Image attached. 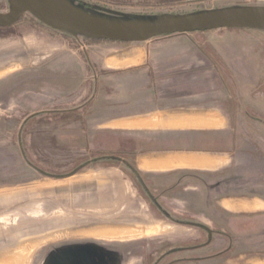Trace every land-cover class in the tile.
<instances>
[{"label": "rangeland", "instance_id": "1", "mask_svg": "<svg viewBox=\"0 0 264 264\" xmlns=\"http://www.w3.org/2000/svg\"><path fill=\"white\" fill-rule=\"evenodd\" d=\"M69 1L118 22L264 7V0ZM9 10V1L0 0V13ZM161 38L149 43L101 45L149 51L152 69L186 70L196 65L193 74L200 76L196 80L202 88L209 87L213 77L214 91L228 93L224 106L234 117L240 116L235 113L238 111L252 122V139L254 135L264 139V32L216 30ZM91 41L51 29L30 13L15 26L0 29V264H53L56 255L70 248L88 250L90 264H139L141 259L158 264L169 251L177 254L166 258L168 262L184 256H207L202 263L187 260L173 264H252L264 260V231L261 236L243 237L219 258L210 256L223 251L226 243H220L221 250L178 253L181 248L205 243L206 235L199 237L163 218L151 205L146 186L124 165L93 161L82 168L100 157L86 156L82 131L78 140L68 139L74 125L83 127L82 114L47 112L25 124L28 116L46 110L40 104L53 96L47 82L38 86L43 95L34 86L41 70L49 74L51 60L58 54L74 56ZM189 77L181 79L185 83ZM64 78H60L61 83ZM260 193L264 195V190ZM225 207L259 211L247 205Z\"/></svg>", "mask_w": 264, "mask_h": 264}, {"label": "crops", "instance_id": "2", "mask_svg": "<svg viewBox=\"0 0 264 264\" xmlns=\"http://www.w3.org/2000/svg\"><path fill=\"white\" fill-rule=\"evenodd\" d=\"M102 43L125 44L91 41L74 56L58 54L51 60L50 73L70 81L57 83V93L40 104L46 110L32 116L49 111L82 114L83 127L74 125L67 135L78 140L82 131L86 156L100 154L88 164L130 165L150 191L151 205L180 228L203 237L199 224L225 231L221 221L232 217L235 236H261L264 146L260 147L264 139L259 135L252 139V122L238 111L235 113L240 116L234 117L224 106L228 93L214 91L213 77L210 86L202 88L196 80L200 76L193 74L196 65L186 70L152 69L149 51H123ZM46 72L41 70L42 82ZM188 76L184 83L181 78ZM40 93L43 95L44 90ZM225 204L247 205L259 211L230 210ZM180 220L199 223L184 226ZM82 249L70 248L54 259ZM143 261L139 264L146 263ZM255 263L264 264V260Z\"/></svg>", "mask_w": 264, "mask_h": 264}, {"label": "water", "instance_id": "3", "mask_svg": "<svg viewBox=\"0 0 264 264\" xmlns=\"http://www.w3.org/2000/svg\"><path fill=\"white\" fill-rule=\"evenodd\" d=\"M8 1L10 10L0 13V29L15 26L30 13L51 29L95 41L144 43L159 37L216 30L264 32V7H241L188 16H161L151 21L118 22L93 15L69 0Z\"/></svg>", "mask_w": 264, "mask_h": 264}, {"label": "flooded vegetation", "instance_id": "4", "mask_svg": "<svg viewBox=\"0 0 264 264\" xmlns=\"http://www.w3.org/2000/svg\"><path fill=\"white\" fill-rule=\"evenodd\" d=\"M50 74V75H49ZM46 74V78H45V83L47 82L50 86V88L52 89L53 91V94L57 91H58V84L57 83H60L61 80L60 78L62 77H59L57 74ZM39 78V81L36 79L35 80V84L34 86L38 88L37 92L41 91L42 88L38 87L40 84H43L44 82H42V80L40 79V76L38 77ZM63 80L65 81H70V79H67V78H64ZM51 83V84H50ZM63 83V82H62ZM22 87V85L20 86ZM66 87V86H65ZM66 89H68L66 87ZM40 93V92H39ZM50 113L51 115H59L58 112L56 111H51V112H48ZM61 115H67V113H60ZM69 115V114H68ZM34 117L36 116H28L25 120V124L30 121L31 119H33ZM97 140V139H96ZM96 143V142H95ZM124 166L137 178V180L143 184V181L142 179L140 178V176L138 174H136L134 172V170L132 169V167L130 165H128L127 163L124 164ZM144 185V184H143ZM145 191L147 192V194L149 195L150 197V191L145 188ZM235 218H227V219H222L221 221V224L222 226H224L225 228V231L224 230H221V229H213V228H209V227H205V225H200V231L202 233H204L206 235V239L207 241L205 243H199L197 245H194L191 246V248H181L183 251L181 252H178V253H183V252H197L200 250V252H202L201 250H205V251H208L209 249L210 250H214L213 248L215 249H218L220 248L219 250H221V245L220 243H226V246L222 249L223 251H220V253H216L214 256H210V258H213L214 257H221V255H223L224 253H228L229 251L233 250L234 247L236 246V244H240L238 241H242L243 237H239V236H235L234 234V231L232 229V221H234ZM182 225L184 224H187L188 222L187 221H184V220H180ZM214 225H217V221L215 220L214 222ZM198 224V223H197ZM185 226V225H184ZM220 241V242H219ZM219 242V243H218ZM180 249V248H179ZM218 252V251H217ZM89 253L88 250H86L85 248H83L82 250H73L71 252L68 253V255L66 256H63L61 258V260L59 259L58 261L55 260V262L53 264H90L89 263V257L86 256V254ZM173 254H177L176 252H173V251H169L167 254L163 255L161 257V259L159 260L158 264H173V263H176V262H186L187 260L190 261V262H195V263H202L204 261V259H207L205 257L207 256H201V257H194L193 259H190L192 257H181L179 260H172V261H166V258H168L169 256L173 255ZM67 261H66V260ZM61 262V263H60ZM144 264H148L147 261L146 263L144 262Z\"/></svg>", "mask_w": 264, "mask_h": 264}, {"label": "trees", "instance_id": "5", "mask_svg": "<svg viewBox=\"0 0 264 264\" xmlns=\"http://www.w3.org/2000/svg\"><path fill=\"white\" fill-rule=\"evenodd\" d=\"M92 41H95V40H92ZM88 165H89V164H86V165L82 166V168H83V167H86V166H88ZM132 169H133V168H132ZM133 170H134V169H133ZM134 172H135L136 174H138L135 170H134ZM74 173L76 174V171L73 172V174H74ZM73 174H72V175H73Z\"/></svg>", "mask_w": 264, "mask_h": 264}]
</instances>
